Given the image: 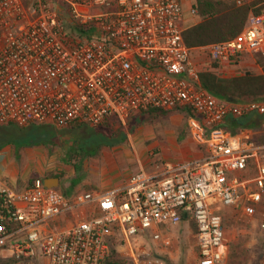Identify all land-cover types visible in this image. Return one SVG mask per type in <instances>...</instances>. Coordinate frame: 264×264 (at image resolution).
Instances as JSON below:
<instances>
[{"label":"built area","instance_id":"1","mask_svg":"<svg viewBox=\"0 0 264 264\" xmlns=\"http://www.w3.org/2000/svg\"><path fill=\"white\" fill-rule=\"evenodd\" d=\"M186 13L185 0H0V124L98 127L190 107L192 140L205 151L72 197L42 179L22 188L0 179V264H112V246L123 264H165L123 248L143 238L170 247L159 228L185 220L199 264H224L226 209L256 221L264 241V144L219 128L229 116L263 114L264 102L218 100L198 87L193 61L197 52L223 78L242 75L244 60L264 56V7L236 37L196 49L183 38ZM188 13L197 22L198 10Z\"/></svg>","mask_w":264,"mask_h":264},{"label":"rangeland","instance_id":"2","mask_svg":"<svg viewBox=\"0 0 264 264\" xmlns=\"http://www.w3.org/2000/svg\"><path fill=\"white\" fill-rule=\"evenodd\" d=\"M191 5L192 0H185L188 24L194 22L188 13ZM193 61L199 71L210 68L208 60L197 52L193 53ZM244 62L252 63V66L240 68L243 72L256 75L263 73L256 59L248 57ZM186 126L187 117L178 112L167 119L142 125L121 146L105 147L93 157H79L70 153L72 134L67 128H56L57 140L49 143L42 135L43 130L52 128L49 125L19 127L0 124V179L22 188L36 179L44 181L59 175L58 188L61 191L69 190L71 194L83 190L119 189L132 174L141 169L155 172L165 163H178L199 156L203 151L194 145L191 137L181 136ZM10 127L28 134H10ZM224 214L230 242L224 264H258L264 251V241L257 222L242 218L230 209H226ZM159 229L172 239L170 247L143 238L139 245L132 242L127 248L124 247V253L129 254L133 248L134 251L135 248H144L151 254L164 257L165 264H199L192 223L186 221L177 227L167 225ZM136 253L139 255L140 251Z\"/></svg>","mask_w":264,"mask_h":264},{"label":"trees","instance_id":"3","mask_svg":"<svg viewBox=\"0 0 264 264\" xmlns=\"http://www.w3.org/2000/svg\"><path fill=\"white\" fill-rule=\"evenodd\" d=\"M192 7L198 10V20L190 24L185 23L183 38L189 48L196 49L230 40L239 35L245 27L249 15L258 13L264 7V1L237 7L234 0H192ZM254 59L262 68V74L256 75L245 71L239 76L223 78L218 71V66L211 63L208 70L199 72L198 87L206 90L218 100L227 103L264 102V56L256 55ZM178 112L184 113L187 117L186 131L182 132V138L191 137V127L188 120L196 115L190 107L172 110L149 108L131 116L124 124L106 121L98 127L89 125L66 127L67 131L72 134L70 153L79 157L96 156L105 147L113 148L126 143L129 137L134 136L142 125L167 119ZM4 125L11 126L15 124ZM49 126L52 128L43 130L42 135L44 134L49 143H54L57 140L58 131L53 125ZM219 128L226 134L233 136L248 133L255 141L264 144V113H251L239 118L229 116ZM9 129L10 134L14 132L16 134H28L18 128L13 129L10 127ZM34 131L38 132L40 130ZM194 145L196 144L194 143ZM196 147L203 151L197 157H202L205 154L204 148L197 145ZM54 177L61 179L59 175ZM32 183L33 181L30 182V184ZM57 189L60 190L59 188ZM61 192L68 197L75 195L71 194L69 190ZM190 222L195 229L194 222ZM226 224L224 220V226ZM113 244H115V240L111 241V245ZM109 261L112 264H123L125 259L119 258L116 248L112 246Z\"/></svg>","mask_w":264,"mask_h":264},{"label":"water","instance_id":"4","mask_svg":"<svg viewBox=\"0 0 264 264\" xmlns=\"http://www.w3.org/2000/svg\"><path fill=\"white\" fill-rule=\"evenodd\" d=\"M44 185L47 188H58L60 185V179L58 177L47 178L44 180Z\"/></svg>","mask_w":264,"mask_h":264},{"label":"crops","instance_id":"5","mask_svg":"<svg viewBox=\"0 0 264 264\" xmlns=\"http://www.w3.org/2000/svg\"><path fill=\"white\" fill-rule=\"evenodd\" d=\"M249 66H252V63L244 62L243 65H242V68H244V67H249ZM100 191H102V190H100ZM105 191H106V190H105ZM185 222H186V221H185ZM188 222H189V224L191 223L190 221H188ZM185 226H188V225H185ZM163 227H165V226H163ZM187 228H189V226H188ZM193 231H194V233H195V229H194Z\"/></svg>","mask_w":264,"mask_h":264}]
</instances>
